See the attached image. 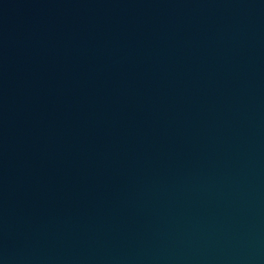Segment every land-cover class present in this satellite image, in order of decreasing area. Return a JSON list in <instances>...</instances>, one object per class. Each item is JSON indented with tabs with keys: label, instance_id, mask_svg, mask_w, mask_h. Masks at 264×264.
Returning a JSON list of instances; mask_svg holds the SVG:
<instances>
[{
	"label": "water",
	"instance_id": "obj_1",
	"mask_svg": "<svg viewBox=\"0 0 264 264\" xmlns=\"http://www.w3.org/2000/svg\"><path fill=\"white\" fill-rule=\"evenodd\" d=\"M0 264H264V0H0Z\"/></svg>",
	"mask_w": 264,
	"mask_h": 264
}]
</instances>
